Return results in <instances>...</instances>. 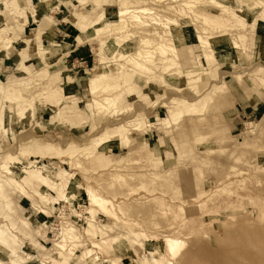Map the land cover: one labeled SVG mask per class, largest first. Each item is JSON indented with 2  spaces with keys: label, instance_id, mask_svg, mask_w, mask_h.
Returning a JSON list of instances; mask_svg holds the SVG:
<instances>
[{
  "label": "rangeland",
  "instance_id": "374dc122",
  "mask_svg": "<svg viewBox=\"0 0 264 264\" xmlns=\"http://www.w3.org/2000/svg\"><path fill=\"white\" fill-rule=\"evenodd\" d=\"M81 1L42 0L27 27L26 3L0 0V26L18 41L0 54L16 55L0 63V98L10 100L0 101V228L15 251L0 245V261L264 264V0H124L156 20L142 15L149 25L117 42L105 28L122 0ZM69 3L102 19L88 23L85 46L78 30L67 42L65 32L48 38L60 25L75 30L76 18L64 21ZM45 15L58 23L43 46L28 47ZM89 189L107 201L92 218ZM168 238L184 242L175 256Z\"/></svg>",
  "mask_w": 264,
  "mask_h": 264
},
{
  "label": "bare ground",
  "instance_id": "6f19581e",
  "mask_svg": "<svg viewBox=\"0 0 264 264\" xmlns=\"http://www.w3.org/2000/svg\"><path fill=\"white\" fill-rule=\"evenodd\" d=\"M19 2H21L23 5L24 3H26V5H24L25 7V10L24 11H27V15H31L33 13H35V8L32 7L29 3L30 0L26 1V0H18ZM53 0H43V3L44 6H48ZM83 1V2H82ZM80 4H82V6L84 7L85 6V1L82 0ZM127 1V0H126ZM126 1L122 0V7L120 9V11L117 13V16H118V20L117 22H110L109 25L107 26V28H105L107 31L108 34L111 33V35H109L110 37H114V40L115 42H117L118 40H125V39H128V37H132V38H135V36H133L132 33H130V29L131 27L133 28H137V27H146L149 25V23L147 24V22L149 21H146V19H142V15L146 16V15H151L153 14L152 10L151 9H148V8H145V7H136V6H131L129 7V0L128 2L129 3H126ZM212 1V0H211ZM9 2V1H7ZM214 2V1H213ZM66 3V2H65ZM134 3H136L137 5L140 3V0H136ZM192 3V2H191ZM234 3L236 5L239 4L238 1H234ZM68 4V3H67ZM70 5H72L71 7L69 8H72L70 11H71V14H69L70 16L65 18L64 21L66 23V21H68L69 19L71 18H76L75 19V28L76 30H78L79 32V35L76 37V42L78 44H83L85 39L87 40V38L89 37H86L87 35V30H88V26L89 24L88 23H91L93 25L97 24L99 21H101L102 19H95V20H90V19H87V18H84V17H80V15L77 14V7L79 8V6H75L73 5L72 3H69ZM217 4V3H216ZM242 4V3H240ZM68 5V6H70ZM56 9V8H55ZM84 9V8H83ZM85 10V9H84ZM29 11V12H28ZM35 15V14H34ZM158 17V16H157ZM27 17H24V19H26ZM102 18V16H101ZM149 18V17H148ZM151 19H153L154 17H150ZM149 18V20H151ZM159 18V17H158ZM36 19V18H35ZM34 19V20H35ZM155 19V18H154ZM156 20V19H155ZM36 21V20H35ZM154 21V20H153ZM159 21V19H158ZM156 22V21H155ZM58 23L51 15H45L43 16V18L41 19V21L38 22V25H37V29H36V33L33 35V37L31 39H24L23 42L29 47H31L32 45L35 44V46H43V39L45 37V34L48 32V30L54 25ZM159 23H161L159 21ZM158 23V24H159ZM168 25V24H166ZM13 28H11V26H0V54L2 51L4 50H10L15 43H17L18 41L16 40V37L14 36V33H13ZM51 30V29H50ZM135 30V29H133ZM105 31V30H104ZM171 31V30H170ZM157 32V31H156ZM153 33V32H152ZM99 34V33H97ZM95 34V35H97ZM107 34V35H108ZM139 34V33H138ZM167 34V33H166ZM170 34V33H169ZM146 35V34H145ZM172 36V35H171ZM46 38V37H45ZM49 38V37H48ZM147 38V37H146ZM153 38V37H151ZM155 39V38H154ZM199 43H201L202 45L205 44V40L203 37L199 36L197 37ZM146 40V39H145ZM89 41H91L89 39ZM152 42V41H151ZM143 43V41L141 42V44ZM208 43V42H207ZM237 43V42H236ZM144 44V43H143ZM149 45V44H148ZM209 45V44H208ZM236 45V44H235ZM238 45V44H237ZM161 46V45H160ZM205 46V45H204ZM239 46V45H238ZM160 52L163 53L164 51V48L163 47H160L159 48ZM40 51V50H39ZM211 53L207 54L208 56V61L211 62V61H214L216 60L215 57H214V54L212 51H210ZM41 54L44 56H54L56 54V51H47V50H43L41 51ZM1 56V55H0ZM138 56L141 57V54L139 53ZM171 59V58H170ZM168 59L170 62L169 66H167V69L172 65V63L175 62L174 59ZM204 59V58H203ZM3 59L0 58V63H2ZM201 61V60H200ZM95 62L97 64V66H100L101 64V58L100 56L96 55L95 57ZM205 63V62H204ZM210 64V63H209ZM202 65V64H201ZM204 67V66H203ZM207 67V66H206ZM23 70L24 69V65H22L21 67ZM207 69V68H206ZM204 69V70H206ZM26 71V70H25ZM3 92V91H2ZM19 95V94H18ZM5 100V101H8L10 102V100L8 98H5V97H2L0 98V101L1 100ZM2 100V101H3ZM2 103V102H1ZM5 105V104H4ZM27 105V104H26ZM11 106V105H10ZM4 107V106H3ZM2 104H0V111L2 110ZM25 109H21L19 110V113L20 112H24ZM26 112V110H25ZM33 112V111H32ZM31 115V114H30ZM126 136V135H125ZM6 168V173L10 176L12 175H17L19 177V175L17 173H15V171L10 168V167H4ZM23 174L28 176L31 180L33 179H36L38 182H41L45 185H47L49 188H53L54 190H59L60 188H58L57 186L59 185L58 183H55L54 184H50L48 179H46V177H43L41 176V174L39 173H34V172H29L27 169L23 168ZM40 172V171H39ZM42 173V172H41ZM55 175L56 176H61L59 172H55ZM20 178H23L20 177ZM62 178V177H61ZM3 181L0 180V189H3L4 187V184L2 183ZM76 184V183H75ZM76 186V185H75ZM36 194V193H35ZM34 194V195H35ZM40 194V193H38ZM37 196V195H36ZM42 196V194H41ZM44 196V195H43ZM88 196H89V202H90V205L88 207V213H90V218H92V215L93 212L95 211V209H100L102 207H104V205L106 204L107 201H105L104 199L98 197L96 195V193H94L93 191H91L90 189L88 190ZM9 204V203H8ZM35 206L33 205V208ZM35 209V208H34ZM44 211V210H43ZM46 213V212H45ZM94 215V214H93ZM92 220V219H91ZM28 221V220H27ZM94 220H92L93 222ZM30 222V221H29ZM91 222V221H90ZM94 223V222H93ZM11 227L14 226L13 223H11ZM1 226V224H0ZM15 226H17L15 224ZM90 227H93L94 228V225H89ZM13 228V227H12ZM96 228V227H95ZM61 234V232H60ZM94 234V233H93ZM61 236V235H60ZM63 236V235H62ZM8 237V234H7V231L5 229H1L0 228V245L2 246H5L7 247L8 251L10 253H12V255L14 254L15 255V251L13 249L10 248V246H8L9 243H6L8 242L7 240L5 241V238ZM12 237V236H11ZM9 238V237H8ZM69 239V238H68ZM70 240V239H69ZM12 242V241H11ZM59 242V241H58ZM56 242V244L58 243ZM64 242V241H63ZM13 243V242H12ZM7 244V245H6ZM12 245V244H11ZM183 245H184V242L183 240H180L179 238H168L165 240V247L170 251V255L171 256H175L176 253L178 252L179 249L183 248ZM61 248L63 247V245L60 246ZM64 248V247H63ZM46 249V248H45ZM8 253V252H7ZM201 253V252H200ZM39 255V254H38ZM247 255V254H246ZM1 257H3L0 253V260H1ZM39 257V256H38ZM73 257V256H72ZM95 258V257H94ZM250 260V259H249ZM23 261V260H22ZM188 261V260H187ZM88 262V261H87ZM13 263V262H12ZM0 264H3L1 261H0Z\"/></svg>",
  "mask_w": 264,
  "mask_h": 264
},
{
  "label": "crops",
  "instance_id": "0c3cea01",
  "mask_svg": "<svg viewBox=\"0 0 264 264\" xmlns=\"http://www.w3.org/2000/svg\"><path fill=\"white\" fill-rule=\"evenodd\" d=\"M39 2H42V0H39L38 2H37V0H30L29 1V3H30V5L32 6V7H36L38 4H40ZM53 2V1H52ZM42 4V3H41ZM52 4V3H51ZM50 4V5H51ZM49 5V6H50ZM57 7L59 8V9H61L60 10V13H62V11H63V9H66V6L64 5V4H60V7H59V5H57ZM40 11H41V7H40V9H39ZM38 10V11H39ZM57 18H59V17H57ZM35 19V15H28V17H27V21H26V24H25V26L27 25V27H29V26H35V24L34 23H36V21L34 20ZM63 21V20H62ZM61 21V23H63ZM71 25V24H70ZM261 25V24H260ZM61 27H59V29L57 28L56 30H53V31H51V32H49L47 35H48V37H50L51 35H53V38L54 39H57V38H59L60 36L59 35H57L58 33H64L65 32V36H66V38H62V36H61V38L60 39H63L64 40V42H67L68 41V39L70 38V35L69 34H71V33H75V31H76V28H75V26H73L74 28H75V30H73L72 28H70V26H68V25H60ZM72 26V25H71ZM256 26H257V24H256ZM257 32H259V34L261 33V34H263L264 33V28H262L261 26H257ZM54 33V34H53ZM186 34V31H184L183 32V37H184V35ZM258 33H257V36L259 37L260 35H259ZM50 35V36H49ZM185 40V39H184ZM77 43V42H76ZM78 44V43H77ZM79 45V44H78ZM77 45V46H78ZM86 44H83V46H85ZM79 51V50H78ZM69 53L71 54V56H73V54H75V53H77V51H75V50H70L69 51ZM14 54V53H13ZM76 55V54H75ZM16 55L14 54V55H11L10 56V58H6V57H4L3 58V61H2V63H1V65H3L4 64V67H5V64H7V61H13V57H15ZM47 113V111L46 110H44V111H42L41 113H40V115H39V117L40 118H44V115ZM54 122V120L52 121V123ZM81 126H74V127H72V128H68V130L70 131V132H72V134H76V133H80V130L81 129H79ZM119 150V148L117 147V146H115L114 148H113V151H118ZM112 151V152H113ZM40 157V156H39ZM27 199V198H26ZM55 204V203H54ZM50 207H51V205H49ZM53 206V205H52ZM45 208V210L46 211H48L49 213L48 214H46L45 212V210L43 211V210H39L38 212V214H44L43 215V217L41 216V218L42 219H44V217L46 218V220H47V217H51L52 215H51V213H52V210L50 209V207H46V206H44ZM48 221V220H47Z\"/></svg>",
  "mask_w": 264,
  "mask_h": 264
}]
</instances>
